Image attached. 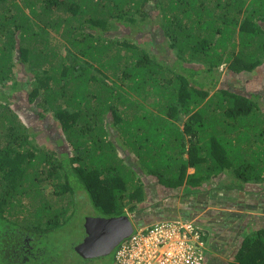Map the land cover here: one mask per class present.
I'll list each match as a JSON object with an SVG mask.
<instances>
[{"label": "trees", "instance_id": "16d2710c", "mask_svg": "<svg viewBox=\"0 0 264 264\" xmlns=\"http://www.w3.org/2000/svg\"><path fill=\"white\" fill-rule=\"evenodd\" d=\"M263 64L264 0H0V264H116L61 240L80 206L137 210L143 175L264 191V95L222 75ZM241 229L225 264H264V216Z\"/></svg>", "mask_w": 264, "mask_h": 264}, {"label": "rangeland", "instance_id": "374dc122", "mask_svg": "<svg viewBox=\"0 0 264 264\" xmlns=\"http://www.w3.org/2000/svg\"><path fill=\"white\" fill-rule=\"evenodd\" d=\"M145 29L149 31V28L145 27ZM152 33L153 39L158 42L160 31L158 32L155 28L153 29ZM57 39L59 40V37H57L55 41ZM145 45V47L151 48L149 41H146ZM65 47L67 46H61L62 52L66 50ZM222 75L223 78L226 79V85L229 87L240 86L243 89L247 88V90L261 91L264 95V64L261 67L255 69L253 72H244L243 74L231 75L228 71H225L222 73ZM1 89L2 87H0V92ZM6 90H8V88H6ZM27 94L28 92L20 93L21 97L19 96L18 98L20 103H18L17 106H22V111L20 113L21 118L24 121H32L29 116L34 114V109L33 105L28 100ZM41 123L42 121L36 125L39 131L37 132V138L39 139L38 141L41 140L42 142H47L48 140H51V144L54 147L55 139L44 135V132L42 131L43 126ZM143 176L146 182H148L147 191H152L151 187H153L154 192H152L153 195L151 198H149L148 201H145L143 205L140 204L137 210L128 211L127 216L133 222L134 227L140 224L152 223L153 221L147 222L148 218L152 215L158 217L156 220H159V218L161 219V217H183L182 215L190 217L194 210L205 211L204 209L208 207L212 208L210 216V212L205 213V216L197 213L194 215L199 216L200 221L206 224L202 225L207 230L209 239L212 238V241L215 244L214 249L212 246H208L203 264H225L226 260L230 258L229 251L232 248L230 245L235 243L232 240L235 239V236L241 234V227L244 225V222L251 218H255V216L258 214L264 216V191L259 190L257 186H251L247 195L244 196V193H240L242 194L241 197L234 198L235 200L233 201L234 204H232V207H224L225 203H221L219 198L225 199L227 194H225V190L223 191L222 189H218L216 186L213 189H206L205 192L197 194L196 197L193 195L189 196L185 194V192L179 194L177 193V195L173 196L170 189L162 188L155 182H151L149 177L146 175ZM215 202L219 204L216 205ZM85 209V207L80 206L79 212L77 211L78 213L74 216L76 217V223L69 224L70 229L67 235L61 240L65 247H68V243L79 244V241L84 236H86L85 229L82 226L85 222L83 215L89 214V208L86 210ZM194 216L191 218H194ZM255 227L256 225L254 223V228ZM67 249L71 250L70 254L72 256H76L74 253L75 251L72 248V244L70 248ZM107 256L109 257L105 259V262L108 260V262L112 261L114 263V251ZM98 263H103V261L96 262V264Z\"/></svg>", "mask_w": 264, "mask_h": 264}, {"label": "built area", "instance_id": "2783aa9c", "mask_svg": "<svg viewBox=\"0 0 264 264\" xmlns=\"http://www.w3.org/2000/svg\"><path fill=\"white\" fill-rule=\"evenodd\" d=\"M207 230L196 218L176 217L134 227L114 250L116 264H203Z\"/></svg>", "mask_w": 264, "mask_h": 264}, {"label": "water", "instance_id": "95a60500", "mask_svg": "<svg viewBox=\"0 0 264 264\" xmlns=\"http://www.w3.org/2000/svg\"><path fill=\"white\" fill-rule=\"evenodd\" d=\"M87 235L76 245V250L85 258H96L111 254L116 246L129 237L134 224L127 215L103 218H86Z\"/></svg>", "mask_w": 264, "mask_h": 264}, {"label": "crops", "instance_id": "0c3cea01", "mask_svg": "<svg viewBox=\"0 0 264 264\" xmlns=\"http://www.w3.org/2000/svg\"><path fill=\"white\" fill-rule=\"evenodd\" d=\"M240 193H244L243 195L245 196V195H247L248 194V191H246V190H244V191H240V192H235V193H230V194H228L227 196H226V198L225 199H222V198H219L220 199V201H221V203H225V206L224 207H232V204H234V198H236V197H241V195L242 194H240ZM257 193V192H256ZM258 193H260V192H258ZM192 196V195H191ZM193 196H195L196 197V195H193ZM203 200V199H202ZM219 202V201H218ZM216 203V205L217 204H219V203H217V202H215ZM212 208L211 207H208V208H206V209H204L205 211H193V214H191L190 215V218L191 217H193L196 213L197 214H200V215H204L205 213H208V212H210L209 213V216L211 215V212H212V210H211ZM206 210H208V211H206ZM183 217H187V216H185V215H182ZM205 216V215H204ZM180 217V216H179ZM170 218H175V217H161V219H170ZM194 218H196V219H198L199 220V216H194ZM160 218H159V220H161ZM155 221V220H154ZM153 221V222H154ZM200 221V220H199ZM201 222V221H200ZM211 222V221H210ZM202 224H204L203 222H202ZM204 225H206V224H204ZM210 231V230H209ZM209 244H210V241H209ZM211 245V244H210ZM212 247H213V249H214V244L213 245H211Z\"/></svg>", "mask_w": 264, "mask_h": 264}, {"label": "flooded vegetation", "instance_id": "af4514ba", "mask_svg": "<svg viewBox=\"0 0 264 264\" xmlns=\"http://www.w3.org/2000/svg\"><path fill=\"white\" fill-rule=\"evenodd\" d=\"M210 244H211V245H213V244H214L212 240H211V243H210ZM211 245H210V246H211Z\"/></svg>", "mask_w": 264, "mask_h": 264}, {"label": "clouds", "instance_id": "9594fccd", "mask_svg": "<svg viewBox=\"0 0 264 264\" xmlns=\"http://www.w3.org/2000/svg\"><path fill=\"white\" fill-rule=\"evenodd\" d=\"M176 218V217H175ZM200 220V219H199Z\"/></svg>", "mask_w": 264, "mask_h": 264}]
</instances>
